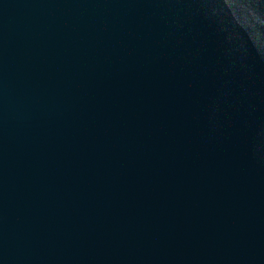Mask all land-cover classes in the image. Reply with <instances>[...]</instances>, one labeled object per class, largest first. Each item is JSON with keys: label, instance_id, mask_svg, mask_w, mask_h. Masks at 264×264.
Wrapping results in <instances>:
<instances>
[{"label": "water", "instance_id": "obj_1", "mask_svg": "<svg viewBox=\"0 0 264 264\" xmlns=\"http://www.w3.org/2000/svg\"><path fill=\"white\" fill-rule=\"evenodd\" d=\"M0 264H264V0H0Z\"/></svg>", "mask_w": 264, "mask_h": 264}]
</instances>
